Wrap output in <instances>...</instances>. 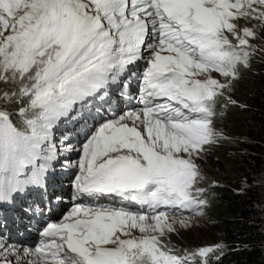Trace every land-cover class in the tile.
Listing matches in <instances>:
<instances>
[{"label": "snow or ice", "instance_id": "6c2138e0", "mask_svg": "<svg viewBox=\"0 0 264 264\" xmlns=\"http://www.w3.org/2000/svg\"><path fill=\"white\" fill-rule=\"evenodd\" d=\"M254 63L264 0H0V205L45 188L61 161L77 169L73 200L92 202L35 246L0 231V264H218L225 244L183 249L171 235L204 214L199 162L230 140L218 122L247 107L234 92ZM114 99L139 107L117 114ZM62 121L83 123L79 148L56 135Z\"/></svg>", "mask_w": 264, "mask_h": 264}, {"label": "trees", "instance_id": "16d2710c", "mask_svg": "<svg viewBox=\"0 0 264 264\" xmlns=\"http://www.w3.org/2000/svg\"><path fill=\"white\" fill-rule=\"evenodd\" d=\"M234 98L247 107H230L218 122L236 140L210 152L217 161L210 181L218 183L209 187L201 215L210 223L203 238L206 246L226 245L218 264H264V64L243 72Z\"/></svg>", "mask_w": 264, "mask_h": 264}, {"label": "rangeland", "instance_id": "374dc122", "mask_svg": "<svg viewBox=\"0 0 264 264\" xmlns=\"http://www.w3.org/2000/svg\"><path fill=\"white\" fill-rule=\"evenodd\" d=\"M143 63V62H142ZM133 107H137V106H131L130 108ZM126 109H122V110H118L116 111L117 114L125 111ZM85 135L84 134V138L78 142V143H73L75 144L78 148L79 146L84 142L85 140ZM230 138V140L228 142H225L227 144L230 145H234L236 138H232L230 136H228ZM238 147L240 148V145L237 144ZM79 152H74L72 153L71 159L74 161L76 159H78L79 156ZM217 161H215V159H213L211 157L210 154H208L203 160H201L199 163L202 165L203 169L205 170L206 174L208 175V177L211 179V169H213V165H215ZM69 169V178L70 181L72 182V180L74 179V175L77 174V169L75 168H68ZM261 170V182L264 185V164L262 166ZM211 186V181L209 180V187ZM63 207H65V205H63ZM116 209H125V210H130V211H134V212H144L147 211V209L143 210L140 207H136L133 208L131 206H124V208H116ZM171 211V210H169ZM263 211H264V205H263ZM187 214H185L186 216ZM183 218V217H182ZM193 223L192 226L188 227V228H183V227H179L178 228V234H172L171 235V241L172 244L175 245L178 248H183V249H198L201 246H206L205 242H204V234L207 233L208 229H209V225L210 223L208 221H206L201 215H197L191 218ZM136 235H140L138 232L135 233Z\"/></svg>", "mask_w": 264, "mask_h": 264}]
</instances>
